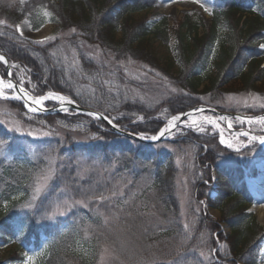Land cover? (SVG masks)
I'll use <instances>...</instances> for the list:
<instances>
[{"label":"trees","instance_id":"16d2710c","mask_svg":"<svg viewBox=\"0 0 264 264\" xmlns=\"http://www.w3.org/2000/svg\"><path fill=\"white\" fill-rule=\"evenodd\" d=\"M214 1L200 32L195 15L176 29L165 16H135L152 0H0V52L14 65L13 78L17 66L29 69L37 95L63 93L125 130L154 135L171 115L203 104L224 111L212 103L228 93L262 91L264 0ZM43 10L57 25L55 39L38 44L21 37L20 20L38 29L46 22ZM151 40L167 48V58L155 53ZM0 72L6 76L1 62ZM0 103L8 119L32 123L21 102ZM34 117L49 124L47 137L0 121V242L17 235L35 248L43 236L51 238L38 264H109L101 258L104 249L110 264H257L264 225L247 210L246 189L232 186L242 184V169L220 161L237 153L213 134L187 129L152 150L83 114ZM85 134L87 140L78 138ZM162 144L196 150L189 218L183 219L176 197L175 155L161 152ZM255 173L251 166L249 175ZM211 174L226 188L211 194L205 184ZM56 204L64 217L37 224ZM204 204L219 210L229 235ZM62 219L68 227H60Z\"/></svg>","mask_w":264,"mask_h":264},{"label":"rangeland","instance_id":"374dc122","mask_svg":"<svg viewBox=\"0 0 264 264\" xmlns=\"http://www.w3.org/2000/svg\"><path fill=\"white\" fill-rule=\"evenodd\" d=\"M214 0H152V7L148 10L135 13V16L139 15H148L150 18H160L167 17L168 23L171 29H176L185 17L195 15L199 16L201 20V24L199 27V31L207 29L210 18H211V10L214 6ZM44 16L46 22L40 26L38 29L33 30L26 18L20 20L17 24L16 29L19 35L25 39H29L31 41H39L45 38L55 37V33L57 31V25L52 20L51 15L46 11H41ZM246 14V13H245ZM264 34V31H263ZM50 40V39H49ZM151 45L156 54L163 58H167L168 50L165 46H162L158 41L151 40ZM264 45V42L261 43ZM259 46L260 49L264 51V48ZM13 65V64H12ZM17 66V65H15ZM14 67V65H13ZM16 76L14 80L26 89L32 96L39 97L46 95L49 92H55L64 95L66 98H70L69 96L56 92L53 90H46V94H36L35 88L36 81L32 79V76L29 75V69L23 66L16 67ZM10 72L12 75V68H10ZM6 75V74H5ZM0 77L7 84L6 77H4L0 72ZM13 77V75H12ZM0 90H3L4 95L0 96V100H10L18 101L17 99H11L15 91L9 90L7 88L0 87ZM17 94V93H16ZM53 102L52 100H48L45 102ZM212 104H217L221 108H223L224 112H234V113H248L249 111H259L264 109V85L262 86V91L256 92H238V93H228L225 95V98L222 101H214ZM204 105V104H203ZM205 106V105H204ZM215 108L213 105H206ZM216 109V108H215ZM218 110V109H217ZM7 108L4 104L0 103V121L6 124L7 127L11 130L13 126H15V130L20 133H29L33 137L44 138L47 137L49 132H47V128L49 124L46 122L44 118L36 119L33 114H31L30 121L31 124H21L17 123L11 119H8L5 114L8 112ZM262 112V111H261ZM261 112L255 113L259 114L257 116L256 121H242L238 118H229L227 122L220 117H217L213 114L201 113L195 116H192L186 119L180 127L175 129L169 138H176L177 135L184 132V130L191 129L196 133L203 134H213L217 139L218 143L228 151L237 153L234 157L225 158L220 160L224 164H236L242 169L243 172V182L244 186L247 188L249 193L251 194V203L248 206L247 210L253 212L256 219L260 224L264 225V145L260 146L257 140L245 130L252 131L257 135L264 136V116L260 115ZM67 114H71V111L63 112ZM252 114V113H248ZM10 116V114H7ZM40 116V115H39ZM173 116V115H171ZM170 116V117H171ZM95 119V118H94ZM97 120V119H96ZM167 120V119H166ZM165 120V121H166ZM211 121V122H209ZM37 124V125H36ZM231 124V127H229ZM97 128L100 127L96 125ZM164 126V125H162ZM200 128H203V131H200ZM103 130V128H98ZM89 130L93 131L90 127ZM233 130V131H231ZM240 130V131H238ZM159 131V130H158ZM238 131V132H234ZM51 135V134H50ZM89 134H85L84 136L78 137L80 140H87ZM151 136V135H149ZM224 140L225 143H222L221 140ZM231 145V147H229ZM161 152L174 154L175 162H176V197L179 200V207L181 210V214L183 219L190 217V198H191V187L193 183V172L194 169V160H195V152L196 150L192 147L182 146L181 151L173 149L168 145H160L159 147ZM149 149L155 150L156 147L152 144ZM249 152V153H244ZM197 155V154H196ZM251 166L256 170V175L252 183L247 184L245 177L248 176L250 172ZM90 169L83 168L84 174L89 172ZM217 175L211 174V181L206 182L205 184L210 187L209 191L213 194V190L220 188L224 189L226 187H221L219 181H217ZM45 180V179H44ZM44 180H41L39 183H44ZM131 180V179H128ZM220 184V185H219ZM236 188H241V183H234L232 185ZM55 207H59L53 211H48L42 216L38 217L37 224H41L44 222H54L58 219V217H64L66 211H63L64 207L56 204ZM61 208V209H60ZM67 209V207L65 208ZM202 210L205 214L219 223L220 231L224 236L229 235L228 227L220 220V212L218 209L212 208L207 204L203 205ZM36 224V225H37ZM65 222L61 221L60 227L66 228L68 225H64ZM18 236L15 235L13 239L9 241H1L0 242V264H38V258L44 254V250L46 249L47 243L51 240V238H47L45 236L42 237L41 243L38 247L32 248L31 246H25L24 243L19 242ZM13 254L24 255L23 259H14ZM102 260L109 262V264L113 261L110 257V253L107 249L103 250ZM31 258V259H29ZM116 261V259H114ZM113 263H115L113 261ZM257 264H264V240L261 243V247L258 251L257 256Z\"/></svg>","mask_w":264,"mask_h":264},{"label":"water","instance_id":"95a60500","mask_svg":"<svg viewBox=\"0 0 264 264\" xmlns=\"http://www.w3.org/2000/svg\"><path fill=\"white\" fill-rule=\"evenodd\" d=\"M0 55H3L7 61V63H5L4 61H1L4 66H5V69H6V80L7 82L11 81L14 83V85L16 86L15 90L18 94H20L22 96V99H21V102L24 104V107L26 109V111L32 113V114H42V115H53V114H57V113H61V112H65V111H62L59 104L57 103L55 106L53 107H45L46 110L45 111H37L35 113L29 111V109L25 106V102H26V99H24L23 97L25 96L24 94V91L23 93H20L18 90L21 88V85H19L11 76V73L10 72V62L8 60V58L0 52ZM23 88V87H22ZM24 90V89H23ZM68 103H66V107L68 109V111H74L75 113H80V114H85V115H89V113H96L98 114L101 118H95L93 116V118L99 120V121H102L104 122L105 124H107L114 132H116L117 134L121 135V136H124L126 138H129V139H132V140H135V141H139V142H142V143H146V144H153V143H157V142H161L163 140H165L167 138V136L176 128L180 125V123L192 116V115H195V114H199L201 112H209V113H213V114H217V115H220L224 118L225 121H227L228 117L229 116H232V117H237V118H241V119H244L246 116L244 114H235V113H226V112H220L212 107H209V106H200L196 109H190V110H187L185 112H181V113H178L177 115H180L181 118L179 121H176L175 124H176V127L171 129L170 132L166 133L163 137H160L157 141H152L151 139H142L140 135L138 134H133L131 132H128V131H124L122 129H120L111 119H109L104 113H102L101 111H98V110H94V109H91V108H87V107H82L80 105H78L77 103H75L73 100L71 99H68ZM183 114V115H181ZM102 117H107V119H104ZM169 121V120H168ZM168 121L165 125V127H168ZM159 134V133H158ZM157 134V135H158Z\"/></svg>","mask_w":264,"mask_h":264},{"label":"snow or ice","instance_id":"6c2138e0","mask_svg":"<svg viewBox=\"0 0 264 264\" xmlns=\"http://www.w3.org/2000/svg\"><path fill=\"white\" fill-rule=\"evenodd\" d=\"M73 31H75V30L73 29ZM49 39H55V37L45 38L43 40L36 41V43L44 44ZM261 47L264 48V45H261ZM0 61H4L5 63H7V61H6V59H5V57L3 55H0ZM9 74H11V73H9ZM0 85H4V81H3L2 78H0ZM4 87L9 89V90H13V89L16 88L14 83L11 82V81H9L6 85H4ZM18 91L20 93H23L24 90L21 87ZM173 91H176V90L173 89ZM3 95H4L3 90H0V96H3ZM20 98L21 97L18 94H16V93H14L13 96L11 97V99H20ZM23 98L29 101V104L26 105V107H28L29 111H31L33 113H35L37 111H45L46 110L45 102L48 101V100H52V101L58 103L62 111H65V112L68 111V109H67V107L65 105L69 101L64 95L59 94V93L49 92L46 95L39 96L38 98H33V97L25 95ZM89 115L93 116L95 118H101L96 113H91L90 112ZM181 115H183V114H181ZM102 118L107 119V117H102ZM180 118H181L180 115L172 116L171 120L168 121V127L161 128L159 130V134L158 135L147 136L144 133H140V136H141L142 139H151L152 141H157L160 137H163L166 133L170 132L171 129L175 128L176 127L175 122L179 121ZM140 119L142 120L143 117H140ZM260 119H264V118H260ZM209 122H211V121H209ZM229 127H231V124H229ZM203 130H204L203 128H200V131H203ZM258 139L264 141V136L258 137ZM221 142L225 143V141L223 139L221 140ZM0 143H2V142H0ZM229 147H231V145H229ZM49 175H51V174H49ZM47 179H48V177H45L44 183H37V185H36V187L34 189L33 199H35L36 196H38L41 193V191L45 187V184L47 183ZM186 227H187V225H186ZM29 259H31V258H29Z\"/></svg>","mask_w":264,"mask_h":264},{"label":"bare ground","instance_id":"6f19581e","mask_svg":"<svg viewBox=\"0 0 264 264\" xmlns=\"http://www.w3.org/2000/svg\"><path fill=\"white\" fill-rule=\"evenodd\" d=\"M4 85H5V82H4ZM4 85H0V87H3ZM25 90V92H24V94L25 95H27V96H30V97H33V98H38V97H34V96H32L26 89H24ZM21 98L20 99H22V96L20 95V94H18ZM29 104V101L28 100H26V102H25V106L26 105H28ZM28 108V107H27ZM29 109V108H28ZM259 141H261V143L264 145V141H262V140H259ZM245 180H246V182H247V184L249 185L250 183H252V181L254 180V178L253 177H246L245 178Z\"/></svg>","mask_w":264,"mask_h":264}]
</instances>
